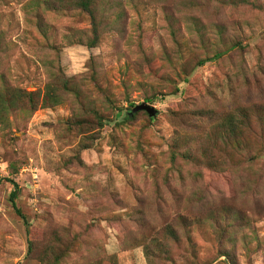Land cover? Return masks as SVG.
Segmentation results:
<instances>
[{"label": "rangeland", "instance_id": "374dc122", "mask_svg": "<svg viewBox=\"0 0 264 264\" xmlns=\"http://www.w3.org/2000/svg\"><path fill=\"white\" fill-rule=\"evenodd\" d=\"M63 1L0 0V264H264V0Z\"/></svg>", "mask_w": 264, "mask_h": 264}, {"label": "trees", "instance_id": "16d2710c", "mask_svg": "<svg viewBox=\"0 0 264 264\" xmlns=\"http://www.w3.org/2000/svg\"><path fill=\"white\" fill-rule=\"evenodd\" d=\"M71 3L74 4V7H73V10L74 9H78V10H81L85 13H88L91 17H92V22H93V26L96 27L97 26V22H96V19L94 17V6H95V2L94 0H66V1H63L62 4H64V6H66V8H68L67 10L70 9V5ZM36 17L40 18L41 17V13L40 12H36L35 15ZM97 43V40L96 39H93V40H90V43H88L91 47L95 46V44ZM226 52H220V53H217L212 59H219L221 58L222 56L225 55ZM211 59H207L206 61H209ZM206 61H200L199 65H203ZM29 98H31V95H27ZM13 97L9 94V93H4V92H0V106L4 109H2L4 112H8L9 109L12 107V102H13ZM51 100H53V97H50ZM49 101L47 99L44 98V103L47 105L49 104L48 103ZM5 106V107H3ZM7 106V108H6ZM33 106L34 103H33ZM135 109V108H134ZM140 112H144V111H138V112H133L132 113H128V117L127 118H132L134 117V115L136 113H140ZM9 182L14 186V191H12L11 195H10V200L11 202L13 203L14 205V208L15 207V200L18 196V185L12 181V180H9ZM17 213L20 215V211L19 210H16ZM23 218V216H22Z\"/></svg>", "mask_w": 264, "mask_h": 264}, {"label": "water", "instance_id": "95a60500", "mask_svg": "<svg viewBox=\"0 0 264 264\" xmlns=\"http://www.w3.org/2000/svg\"><path fill=\"white\" fill-rule=\"evenodd\" d=\"M138 111H144L150 117H153L156 114V110L154 109V107L150 106L149 104H142V105L136 106L134 109V112H138Z\"/></svg>", "mask_w": 264, "mask_h": 264}]
</instances>
